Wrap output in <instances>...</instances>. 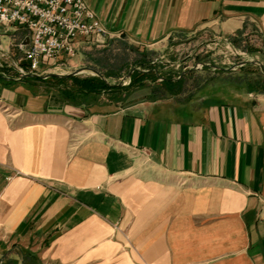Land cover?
<instances>
[{"label":"crops","instance_id":"1","mask_svg":"<svg viewBox=\"0 0 264 264\" xmlns=\"http://www.w3.org/2000/svg\"><path fill=\"white\" fill-rule=\"evenodd\" d=\"M85 1L106 47L264 36V0ZM145 59L122 100L0 77V264H264V92L158 97Z\"/></svg>","mask_w":264,"mask_h":264},{"label":"rangeland","instance_id":"2","mask_svg":"<svg viewBox=\"0 0 264 264\" xmlns=\"http://www.w3.org/2000/svg\"><path fill=\"white\" fill-rule=\"evenodd\" d=\"M23 34L21 28L16 24L0 23V63H2L0 69L5 75L15 78L20 76L14 61H19L23 66H26L21 58L23 52L19 46ZM110 37V34L106 38L85 37L81 39L77 47L75 45V55L72 59H56L54 64L41 65L39 70H45L41 72L43 74L54 71L65 73L64 71H71L75 66H91L101 73L109 75L110 77L107 79L111 84H118L134 66V62L131 66L132 59L142 56L150 62L144 67L140 65L142 68L149 69L148 77H143L144 81L140 83L136 81L135 85L149 87L155 96L179 101H199V99L209 96L225 100L236 96H246L250 89L260 88L261 85L257 81L264 77L257 65L250 63H248L250 66L247 67V63L240 65L241 61L250 59H257L264 65V36L259 34L239 36L236 43L213 38L212 35H198L195 39H191L193 41L184 40L182 44L161 53L150 50L136 52L129 49L128 46L119 44L101 46L106 44ZM205 63L232 68L217 69L219 72H216V69L211 66L203 65ZM79 75L88 76L90 74L82 72ZM179 75L185 77L183 85L173 92L166 89L163 80L166 77L175 80ZM44 81L48 84L47 86L55 89L75 87L70 80L63 82L48 77ZM128 83L125 80L123 84L119 85L125 87L124 85H130ZM38 86L36 82L24 84V87L31 91L41 89ZM103 97L120 100L124 98L122 94L108 93L106 90ZM88 101L94 100L89 98Z\"/></svg>","mask_w":264,"mask_h":264},{"label":"built area","instance_id":"3","mask_svg":"<svg viewBox=\"0 0 264 264\" xmlns=\"http://www.w3.org/2000/svg\"><path fill=\"white\" fill-rule=\"evenodd\" d=\"M3 9L8 10L10 23L26 31L19 44L26 66L14 61L20 74L36 72L42 64L56 59L73 57L79 38L109 36L85 0H21L19 6L16 0H0V13Z\"/></svg>","mask_w":264,"mask_h":264},{"label":"trees","instance_id":"4","mask_svg":"<svg viewBox=\"0 0 264 264\" xmlns=\"http://www.w3.org/2000/svg\"><path fill=\"white\" fill-rule=\"evenodd\" d=\"M232 43H236L237 42V38L236 37H231L229 39ZM250 66V64H246V67ZM205 68V67H203ZM216 72H219V70H215ZM49 78L51 79H55L57 81H65V80H72L74 82V84L77 85L76 88H71L69 89L67 92V97H71L73 99L79 98V95L83 92L84 94H90V93H96V92H100L101 90H106V89H123V86H118V85H109L107 83H105L101 78H99L98 76H87V77H83V78H78L76 76H67V77H56V76H50ZM263 79H258L257 83H259L261 86L260 88L255 87L252 88L250 90L253 91H257V92H264V77H262ZM27 79H34V80H38L39 78H25V80ZM185 77L181 76L177 79H172L171 77H166L163 80V84L166 87V89H168L169 91L173 92L176 88H180L183 85ZM132 82V80L129 82V84ZM249 84H251V82H249ZM64 96L65 93H63ZM34 264V262L32 261L30 264Z\"/></svg>","mask_w":264,"mask_h":264},{"label":"water","instance_id":"5","mask_svg":"<svg viewBox=\"0 0 264 264\" xmlns=\"http://www.w3.org/2000/svg\"><path fill=\"white\" fill-rule=\"evenodd\" d=\"M255 64L259 67L260 71L262 72V74H264V65L262 62H260L259 60L257 59H250V60H243L240 62V65H244V64ZM203 65H208V66H211L212 68L214 69H231L232 67L230 68H224V67H221L219 65H216V64H213V63H210V64H203ZM136 69L135 67H133L131 70L128 71L127 75L124 77V79L122 80V82L118 83V84H123V81H125L126 79H128L131 75V72ZM90 71L92 72L94 75L100 77L105 83L109 84L110 83L107 81V79L105 78V76L100 73L98 70L92 68V67H81L79 69H76L72 72H69V73H54V72H49V73H44V74H38V73H26V74H23L22 76L18 77L17 79L19 80H22L24 78H28V77H40V78H47V77H50V76H56V77H67V76H72V75H76L78 73H80L81 71ZM190 70V69H189ZM0 77L1 78H4V79H7V80H13L14 78L12 77H6L2 74H0ZM179 77H181V75H179ZM178 77V78H179Z\"/></svg>","mask_w":264,"mask_h":264},{"label":"clouds","instance_id":"6","mask_svg":"<svg viewBox=\"0 0 264 264\" xmlns=\"http://www.w3.org/2000/svg\"><path fill=\"white\" fill-rule=\"evenodd\" d=\"M21 3V0H16V4L19 6ZM25 3H27V0H25ZM8 10L7 9H3L2 13H0V23H3L5 25L10 23V19L7 15ZM16 14H13V19L15 18Z\"/></svg>","mask_w":264,"mask_h":264}]
</instances>
